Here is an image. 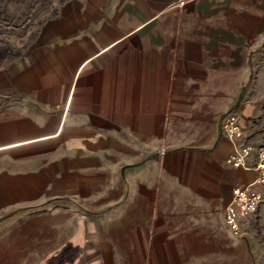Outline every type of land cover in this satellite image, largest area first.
Masks as SVG:
<instances>
[{
  "label": "crops",
  "instance_id": "crops-1",
  "mask_svg": "<svg viewBox=\"0 0 264 264\" xmlns=\"http://www.w3.org/2000/svg\"><path fill=\"white\" fill-rule=\"evenodd\" d=\"M263 32L264 0H68L0 50V229L82 218L150 239L146 264L154 239L211 235L216 208L241 234L223 212L255 176L219 123L253 113Z\"/></svg>",
  "mask_w": 264,
  "mask_h": 264
},
{
  "label": "rangeland",
  "instance_id": "rangeland-1",
  "mask_svg": "<svg viewBox=\"0 0 264 264\" xmlns=\"http://www.w3.org/2000/svg\"><path fill=\"white\" fill-rule=\"evenodd\" d=\"M67 1L0 0V50L25 49ZM262 51L259 67L244 86L243 98L254 108L243 136L253 147L264 141V47ZM215 210L211 235L171 240L175 247L168 249H157L168 240L154 239L151 264H264V202L239 235L224 229L221 209ZM102 226L77 217L69 222L23 219L0 229V264H109V257L115 264L147 263L150 239L115 238Z\"/></svg>",
  "mask_w": 264,
  "mask_h": 264
},
{
  "label": "built area",
  "instance_id": "built-area-1",
  "mask_svg": "<svg viewBox=\"0 0 264 264\" xmlns=\"http://www.w3.org/2000/svg\"><path fill=\"white\" fill-rule=\"evenodd\" d=\"M221 131L232 145L227 163L251 170L255 176L251 183L233 190L231 201L224 208L225 226L239 234L254 219L264 202V141L253 147L244 139L243 127L235 111L222 118Z\"/></svg>",
  "mask_w": 264,
  "mask_h": 264
},
{
  "label": "water",
  "instance_id": "water-1",
  "mask_svg": "<svg viewBox=\"0 0 264 264\" xmlns=\"http://www.w3.org/2000/svg\"><path fill=\"white\" fill-rule=\"evenodd\" d=\"M244 93H245V90L243 89L241 94H240V100L243 98ZM219 130L221 131V122L219 123ZM221 133H222V131H221Z\"/></svg>",
  "mask_w": 264,
  "mask_h": 264
}]
</instances>
